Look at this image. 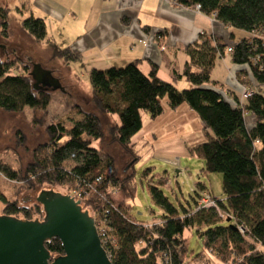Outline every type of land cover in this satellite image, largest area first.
I'll return each mask as SVG.
<instances>
[{"label":"trees","instance_id":"16d2710c","mask_svg":"<svg viewBox=\"0 0 264 264\" xmlns=\"http://www.w3.org/2000/svg\"><path fill=\"white\" fill-rule=\"evenodd\" d=\"M175 2L197 8L232 27L234 41L225 43L202 34L188 47L189 60L183 71L176 73L175 82L161 79L156 68L145 74L137 62L89 71L95 104L120 120L112 134L114 142L129 156L124 177L111 155L102 157L100 149L94 147L93 142L102 139L103 133L99 118L88 112L71 118L70 125L59 122L47 127L50 139L35 147L24 177L1 161L0 173L24 183L27 189L48 187L81 201L84 210L94 217L113 264H210L205 253L190 259L186 230L197 231L205 250L215 255L219 264H264V0ZM8 17L9 11L0 8L5 34L10 25ZM22 26L38 42L47 36L45 21L33 14L22 21ZM230 47L235 79L253 92L247 98L232 88L227 92L212 79L218 59ZM55 57L69 62L78 59L69 49H58ZM13 66L14 60L4 61L0 52V109L16 113L26 107L46 110L51 91H36L29 71L12 74ZM181 79L192 87L177 89L175 83ZM164 98L172 109L186 103L198 114L207 138L193 151L205 162L207 174L222 175L225 199L219 200L206 185L198 183L194 206L180 210L158 186L150 184L151 199L163 215L160 221L149 223L131 211L139 158L133 139L143 128L144 114L152 119L163 114ZM248 116L254 118L250 126ZM205 194L216 206L198 205ZM0 197L6 215L25 220L45 217L41 204L24 207L2 194ZM46 247L53 256L64 254L59 239L47 242Z\"/></svg>","mask_w":264,"mask_h":264},{"label":"rangeland","instance_id":"374dc122","mask_svg":"<svg viewBox=\"0 0 264 264\" xmlns=\"http://www.w3.org/2000/svg\"><path fill=\"white\" fill-rule=\"evenodd\" d=\"M29 2L20 0L15 5L12 0H2V3L10 5L12 10L9 11L10 25L7 34L3 32L4 27L0 25V45L19 42L22 48V52H18L20 58H15L17 57L15 55L13 58L2 57V59L4 61L14 60V66L10 71L12 74H24L26 70L30 74L36 64L43 66L44 69L52 70L56 76L53 75L61 79L66 92L51 91L50 105L44 111H36L30 107H26L23 112L19 113L5 112L0 109V161L11 166L21 177H24L29 164L33 161L35 147L50 139L47 127L59 122L70 125L71 118H80L81 113L88 112L99 118L103 133L102 139L93 142L94 147L100 149L102 157L106 154L111 155L118 165L119 173L124 177V167L129 161V156L114 142L112 134L115 124L120 123V120L118 115L105 114L95 104L89 70L85 68L78 73L76 69H71L70 64L72 65L78 59L69 62L63 57L35 58L36 55L33 56L34 58H21L25 55V57H30L29 54H32L30 37L36 45H42L43 42L35 40L22 26V21L25 19L21 18L22 14H28L23 6ZM194 9L197 10V8ZM31 81L33 85L36 84L32 77ZM185 82L186 87L175 84L176 88L183 90L192 87L188 81L185 80ZM218 86L225 90L230 88L221 81ZM225 94L229 96L226 91ZM162 103L164 105L163 114L156 119L144 114L143 128L133 139L139 158L134 173L136 192L132 200L131 211L134 216L149 223L160 221L163 215L161 208L151 199L150 184L158 186L171 203L180 210L182 207L194 206V197H196L194 192L198 189V183L206 185L207 189L219 200L225 199L222 175L220 173L207 174L204 170L205 162L193 151V147L205 142L207 138L204 124L198 114L186 103L177 109L169 106L167 98H164ZM42 189L50 188L27 189L24 183L12 181L0 173V194L9 201H17L20 206L36 207L38 203L36 199L28 202H23L22 199L26 194L35 198ZM118 198L119 203H122L123 195L120 194ZM0 204H3L1 199ZM2 212H4V207ZM36 216L37 213H35ZM185 237L191 260L205 253L210 264H219L216 256L205 250L203 238L196 230H186ZM227 264H232V262H227Z\"/></svg>","mask_w":264,"mask_h":264},{"label":"crops","instance_id":"0c3cea01","mask_svg":"<svg viewBox=\"0 0 264 264\" xmlns=\"http://www.w3.org/2000/svg\"><path fill=\"white\" fill-rule=\"evenodd\" d=\"M19 1L12 0L15 5ZM28 2L23 6L28 14H22L21 18L33 14L43 19L47 36L45 41L42 40V45H36L30 37L32 54L21 58H34L35 55V58H62L55 57L56 50L69 49L78 56V61L71 62L73 66L70 64L71 69H76L78 73L85 68L89 71L92 68L104 70L137 62L145 74L156 68L161 79L175 82L176 73L180 74L189 60L188 47L202 34L225 43L234 41L232 27L223 25L212 15L181 6L174 0ZM9 6L0 0V8L11 12L12 7ZM0 52L3 58H13L15 55V58H20L18 52H22V48L19 42H14L0 45ZM234 73L232 56L227 52L218 59L212 79L223 82L241 94V85L234 78ZM175 84L187 86L185 79L177 80ZM253 122L254 118L248 116L247 124L250 126Z\"/></svg>","mask_w":264,"mask_h":264},{"label":"water","instance_id":"95a60500","mask_svg":"<svg viewBox=\"0 0 264 264\" xmlns=\"http://www.w3.org/2000/svg\"><path fill=\"white\" fill-rule=\"evenodd\" d=\"M30 75L36 81L34 89L66 92L52 70L36 64ZM32 199L44 208L42 220L0 213V264H113L94 217L79 200L52 189H42L35 198L26 194L22 200ZM3 207L0 204L1 211ZM53 239L61 241L64 254L53 256L46 247Z\"/></svg>","mask_w":264,"mask_h":264},{"label":"built area","instance_id":"2783aa9c","mask_svg":"<svg viewBox=\"0 0 264 264\" xmlns=\"http://www.w3.org/2000/svg\"><path fill=\"white\" fill-rule=\"evenodd\" d=\"M175 1V0H174ZM198 10V9H197ZM199 11V10H198ZM255 34V33H253ZM227 52L232 53V47L228 48ZM241 85V84H240ZM241 87H243L241 90V95L242 98H247L248 96L252 95V91L245 88L244 86L241 85ZM198 205L201 207L202 205H205L206 207H214L216 206L215 201L210 197V195L205 194L203 195V197L201 198L200 202L198 203Z\"/></svg>","mask_w":264,"mask_h":264},{"label":"flooded vegetation","instance_id":"af4514ba","mask_svg":"<svg viewBox=\"0 0 264 264\" xmlns=\"http://www.w3.org/2000/svg\"><path fill=\"white\" fill-rule=\"evenodd\" d=\"M43 67V66H42ZM44 68V67H43ZM45 69H47V68H45ZM48 70V69H47ZM53 72V71H52ZM53 74L55 75V73L53 72ZM56 76V75H55ZM57 78L61 81V79L57 76ZM39 86H42V85H39ZM0 213L2 214V215H6V214H4L2 211H1V208H0ZM11 216H13V215H11Z\"/></svg>","mask_w":264,"mask_h":264},{"label":"clouds","instance_id":"9594fccd","mask_svg":"<svg viewBox=\"0 0 264 264\" xmlns=\"http://www.w3.org/2000/svg\"><path fill=\"white\" fill-rule=\"evenodd\" d=\"M81 202V201H80ZM97 225V224H96ZM98 229V228H97ZM99 232V231H98ZM104 247V246H103Z\"/></svg>","mask_w":264,"mask_h":264}]
</instances>
